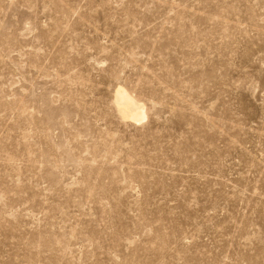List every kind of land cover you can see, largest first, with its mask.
Instances as JSON below:
<instances>
[{
  "label": "rangeland",
  "instance_id": "rangeland-1",
  "mask_svg": "<svg viewBox=\"0 0 264 264\" xmlns=\"http://www.w3.org/2000/svg\"><path fill=\"white\" fill-rule=\"evenodd\" d=\"M0 264H264V0H0Z\"/></svg>",
  "mask_w": 264,
  "mask_h": 264
},
{
  "label": "bare ground",
  "instance_id": "bare-ground-1",
  "mask_svg": "<svg viewBox=\"0 0 264 264\" xmlns=\"http://www.w3.org/2000/svg\"><path fill=\"white\" fill-rule=\"evenodd\" d=\"M113 98V104L123 120L134 124H141V122L147 119L145 105L122 87L117 88Z\"/></svg>",
  "mask_w": 264,
  "mask_h": 264
}]
</instances>
